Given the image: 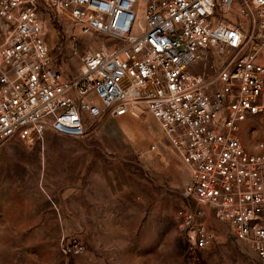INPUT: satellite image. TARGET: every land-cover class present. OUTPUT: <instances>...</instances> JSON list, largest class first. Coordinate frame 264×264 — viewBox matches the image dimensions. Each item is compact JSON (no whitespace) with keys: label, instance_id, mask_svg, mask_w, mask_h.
<instances>
[{"label":"built area","instance_id":"built-area-1","mask_svg":"<svg viewBox=\"0 0 264 264\" xmlns=\"http://www.w3.org/2000/svg\"><path fill=\"white\" fill-rule=\"evenodd\" d=\"M39 4L104 40L81 55L69 39L77 73L58 63ZM144 113L188 170L176 216L190 245H214L212 217L264 260V0H0V145Z\"/></svg>","mask_w":264,"mask_h":264},{"label":"rangeland","instance_id":"rangeland-1","mask_svg":"<svg viewBox=\"0 0 264 264\" xmlns=\"http://www.w3.org/2000/svg\"><path fill=\"white\" fill-rule=\"evenodd\" d=\"M39 7L55 31L49 43L58 63L77 73L82 61L66 47L69 39H79L81 55L104 40L81 35ZM197 69L216 73L212 61ZM188 178L159 123L146 113L95 118L84 136L50 132L44 144L9 138L0 145V264H264L212 217L214 245H190L176 216ZM63 239L84 250L65 254Z\"/></svg>","mask_w":264,"mask_h":264},{"label":"bare ground","instance_id":"bare-ground-1","mask_svg":"<svg viewBox=\"0 0 264 264\" xmlns=\"http://www.w3.org/2000/svg\"><path fill=\"white\" fill-rule=\"evenodd\" d=\"M139 117V116H138ZM73 135H75V134H73ZM75 136H77V135H75Z\"/></svg>","mask_w":264,"mask_h":264}]
</instances>
